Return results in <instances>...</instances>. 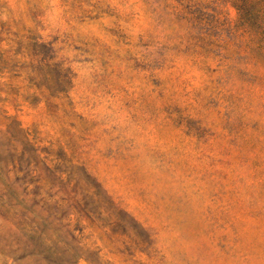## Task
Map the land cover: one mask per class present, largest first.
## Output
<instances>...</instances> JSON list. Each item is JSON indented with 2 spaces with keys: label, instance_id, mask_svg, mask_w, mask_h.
Instances as JSON below:
<instances>
[{
  "label": "rangeland",
  "instance_id": "obj_1",
  "mask_svg": "<svg viewBox=\"0 0 264 264\" xmlns=\"http://www.w3.org/2000/svg\"><path fill=\"white\" fill-rule=\"evenodd\" d=\"M0 264H264V0H0Z\"/></svg>",
  "mask_w": 264,
  "mask_h": 264
}]
</instances>
